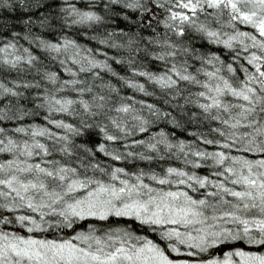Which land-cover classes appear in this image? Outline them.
Instances as JSON below:
<instances>
[{
	"label": "snow or ice",
	"instance_id": "obj_1",
	"mask_svg": "<svg viewBox=\"0 0 264 264\" xmlns=\"http://www.w3.org/2000/svg\"><path fill=\"white\" fill-rule=\"evenodd\" d=\"M0 13V264H264V0Z\"/></svg>",
	"mask_w": 264,
	"mask_h": 264
},
{
	"label": "trees",
	"instance_id": "obj_2",
	"mask_svg": "<svg viewBox=\"0 0 264 264\" xmlns=\"http://www.w3.org/2000/svg\"><path fill=\"white\" fill-rule=\"evenodd\" d=\"M0 18H3V13H0Z\"/></svg>",
	"mask_w": 264,
	"mask_h": 264
}]
</instances>
